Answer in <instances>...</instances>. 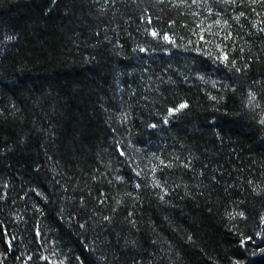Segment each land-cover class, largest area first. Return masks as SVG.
<instances>
[{
	"label": "trees",
	"instance_id": "obj_1",
	"mask_svg": "<svg viewBox=\"0 0 264 264\" xmlns=\"http://www.w3.org/2000/svg\"><path fill=\"white\" fill-rule=\"evenodd\" d=\"M0 264H264V0H0Z\"/></svg>",
	"mask_w": 264,
	"mask_h": 264
}]
</instances>
